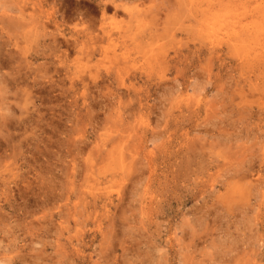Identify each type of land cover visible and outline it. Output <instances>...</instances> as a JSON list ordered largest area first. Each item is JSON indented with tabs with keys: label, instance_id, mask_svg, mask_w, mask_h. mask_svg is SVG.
I'll return each mask as SVG.
<instances>
[{
	"label": "rangeland",
	"instance_id": "rangeland-1",
	"mask_svg": "<svg viewBox=\"0 0 264 264\" xmlns=\"http://www.w3.org/2000/svg\"><path fill=\"white\" fill-rule=\"evenodd\" d=\"M0 264H264V0H0Z\"/></svg>",
	"mask_w": 264,
	"mask_h": 264
},
{
	"label": "bare ground",
	"instance_id": "bare-ground-1",
	"mask_svg": "<svg viewBox=\"0 0 264 264\" xmlns=\"http://www.w3.org/2000/svg\"><path fill=\"white\" fill-rule=\"evenodd\" d=\"M111 1H112V0H111ZM108 2H109V1H108ZM96 4H97V3H96ZM98 4H99V2H98ZM98 4H97V5H98ZM111 4H112V3H111ZM114 4H115V3H114ZM109 5H110V4H109ZM105 8H106V7H105ZM108 8H109V7H108ZM113 9H114V8H113Z\"/></svg>",
	"mask_w": 264,
	"mask_h": 264
}]
</instances>
